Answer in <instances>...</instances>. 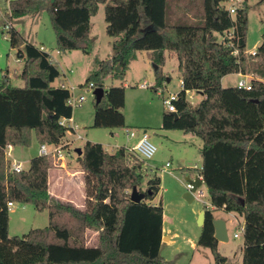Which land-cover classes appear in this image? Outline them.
Here are the masks:
<instances>
[{
    "label": "trees",
    "instance_id": "trees-1",
    "mask_svg": "<svg viewBox=\"0 0 264 264\" xmlns=\"http://www.w3.org/2000/svg\"><path fill=\"white\" fill-rule=\"evenodd\" d=\"M195 1H183L193 18L181 15L176 24L168 22L169 0H11L6 17L12 23L46 12L60 53L90 55L96 41L91 20L100 6L111 4L105 22L112 53L95 59L96 71L80 86L106 91L99 104L94 101V129L126 128V89H106L108 78L123 82L138 53L148 52L159 68L153 87L158 91L168 80L160 73L166 53L175 57L182 86L174 103L178 118L164 113L162 130L191 134L203 143L199 175L211 208H204L197 247L209 249L215 264H226L214 237V212L234 213L244 219L243 264H264V43L255 56L247 54V0L234 16L224 7L228 0H203L201 11L194 10ZM8 32L24 61L18 75L24 85L16 87L7 77L0 82V264H174L160 256L164 209L148 203L159 194L161 178H149L145 201L132 203L129 191L137 187L141 193L143 163L129 166L133 154L125 147L109 153L101 144L85 143L77 158L84 174V210L52 198L47 157L32 158L21 173L11 171L9 146L30 147L34 137L40 146L61 144L66 128L60 122L71 119L74 110L69 90L54 86L62 75L50 54L13 26ZM251 73L258 77L251 90L222 86L227 76ZM188 92L204 99L193 105ZM9 203L49 211V226L10 237ZM87 231L98 234L95 246L87 245Z\"/></svg>",
    "mask_w": 264,
    "mask_h": 264
},
{
    "label": "rangeland",
    "instance_id": "rangeland-1",
    "mask_svg": "<svg viewBox=\"0 0 264 264\" xmlns=\"http://www.w3.org/2000/svg\"><path fill=\"white\" fill-rule=\"evenodd\" d=\"M183 1L169 0V24H176L178 17L184 14L190 19L193 18V12L188 9L186 2ZM202 3L203 0H196L194 10L201 11ZM247 3L250 7L247 52L252 54L264 43V0H247ZM110 5L108 3L106 6H100L97 16L92 18V37L96 41L91 48L90 55L82 52H70L65 57V55L58 54L56 36L48 13H42L35 22H33L31 16H28L11 23L6 17L8 4H6L5 0H0V82L4 80L6 75H9L10 79H7L14 86L23 87L24 85L18 79V75L23 69L24 61L19 59L17 49L12 48L10 34L5 28L6 25L10 27L12 25L15 26L26 41L34 45L37 44V46L44 44L53 58H56L55 60L60 65L61 75L64 73L67 76L66 80L64 75H62L60 80H57L56 85L64 82L69 89L75 88V98L81 95L86 97V102L83 106L74 109L73 112L75 123L79 124L84 129V133L87 134L86 142L101 144L105 149H108L109 153H114L116 149L112 147L123 145L126 142L125 129L92 128L95 98L87 88L80 87V85L85 84L89 75L96 71L95 59L106 60L112 53V39L106 33L107 24L105 22V7ZM224 7L229 8L230 6L225 4ZM31 24L33 25L31 26ZM217 36L219 40L222 39L219 35ZM166 58V65L160 71L163 76L170 79L169 83L166 80L167 88L159 91L163 92L164 98H168L169 93L178 94L181 91L178 62L169 53H167ZM153 65L155 64L147 58L146 53H138L137 59L130 64L125 80L120 82L108 78L105 81V88L125 87L126 103L122 113L126 119V127L132 129L138 127V129L147 130L150 140L158 150L152 162L147 166L143 164L141 193H144L146 189V181L153 176L150 166L157 167L158 176L161 178V191L153 201L148 203L152 206L162 205L166 217L165 229L170 231V234L166 237L173 236L171 241L169 238L165 242L163 241L160 256L165 261L174 264H215L213 254L209 249L197 247V241L201 234V228L198 226L201 213L198 216L197 213L199 210H204L205 206L210 203L209 192L207 187L202 185L200 191L205 196L191 203L187 202L183 197L187 192L185 188L187 175L180 171L182 165L186 168L189 167L190 171L195 165L201 166L200 148L202 147V141L193 135H185L181 131H169L171 133H166L167 131L162 130V117L168 111L163 103V97L159 96L157 91L153 89L155 84H157V72H155ZM244 77L249 82L252 79H258L252 73L244 75ZM238 81L239 78L235 75H230L223 80V85L224 87H229L235 85ZM145 84L149 85V89H140V86ZM190 97H193V100ZM187 98L193 105H196L204 99V96L191 92L187 95ZM111 132H114V135ZM86 142H74L69 147L68 152H66L67 159H70L69 155L73 158H78L76 150L83 148ZM134 144V142L130 143L132 147ZM39 148L40 144L34 137L30 147H17L13 151L11 161L21 163L23 168L27 169L30 159L36 157ZM167 162L172 165L171 171L163 169ZM52 163L50 160V170H56L57 165L52 166L54 164ZM141 163L142 161L134 154L128 158L129 166ZM60 174V170L52 173L51 188L66 197L65 192L67 190L63 193L60 188L56 187L55 179ZM72 181L69 184L75 186ZM72 191V189L68 190L69 193H72ZM131 193L132 190L129 191L130 196ZM76 197L79 198V196ZM216 217L226 220L229 235V241L218 246L219 254L227 258L226 264H243L244 236L240 226L244 225V221L242 219L237 220L226 212H219ZM49 223V211L40 212L33 206L15 204L14 209L10 211L9 235L10 237H22L32 230L48 227ZM235 234H238L239 237L235 238ZM97 235L95 232L87 231L86 238L88 240L86 243L90 246H95L98 241Z\"/></svg>",
    "mask_w": 264,
    "mask_h": 264
},
{
    "label": "built area",
    "instance_id": "built-area-1",
    "mask_svg": "<svg viewBox=\"0 0 264 264\" xmlns=\"http://www.w3.org/2000/svg\"><path fill=\"white\" fill-rule=\"evenodd\" d=\"M243 2H244V0H228L227 4L230 7L227 9L230 12L231 16H234L236 14V11L239 8V5L242 4ZM11 27H12V25H11ZM11 27L9 25L5 26L7 31H9L11 29ZM229 36H232V32L229 34ZM40 49L42 51H45L44 48H40ZM255 54H256V51L254 53H252L251 55L255 56ZM244 78L245 77L243 75H241V80L238 81L237 87L242 88V89L251 90V83ZM59 87H62V88L69 90L70 98H69L68 104L73 108V110L77 109V108H81L83 106V104L86 102L85 96L81 95V96H78L75 98V95H74L75 88L72 87L69 89V87L66 84H62ZM148 87H149L148 84L140 86V88L143 90L149 89ZM165 87H166V84H165ZM165 87H164V89H165ZM87 90H89L93 95L95 88L93 87V85H91L90 87L87 88ZM159 91H161V89H158L157 93L159 96L163 97V103L166 106L168 113H171V114L176 113V107H175L174 103L178 100V94L177 93H169V97L164 98L163 92L161 93ZM188 93H187V95H188ZM93 97H94V95H93ZM190 99L193 100V97H190ZM60 125L63 128H66V137L62 141V143L58 144V145H42L40 148V154L42 156L47 157L48 161H50V160L65 161L66 160V152H68L69 147L74 142L84 140V137L81 134V131L83 130V128H81V126L76 124L74 122L73 118L68 119V120H66V119L61 120ZM126 133L130 139L138 138V142L132 148H128V147H125V148L129 151V153H132L135 156H137L142 161L144 166H147L150 162H152L154 160L156 153L158 151L157 147L152 143L147 132H143L141 134V136H138L137 132H135V131L126 130ZM12 151H13V149L11 146H9L5 151L6 158L9 160H11L13 158ZM170 166H171V164L168 163L165 168H169ZM23 170H24V168H23V165L21 163H18L16 161L11 163V171L12 172L21 173ZM197 178L200 181H202V184H203V182H204L203 177L199 176ZM185 188H186L187 192H190L193 189V186L190 185L189 183H187ZM193 196H194V200H196V199L203 198L205 195L203 192L200 191V188H198V190L195 193H193ZM14 207H15L14 203H9L8 204L9 212L12 211L14 209ZM208 207L211 208V205ZM234 237L238 238L239 235L235 234Z\"/></svg>",
    "mask_w": 264,
    "mask_h": 264
},
{
    "label": "crops",
    "instance_id": "crops-1",
    "mask_svg": "<svg viewBox=\"0 0 264 264\" xmlns=\"http://www.w3.org/2000/svg\"><path fill=\"white\" fill-rule=\"evenodd\" d=\"M9 1H11V0H5V2H6V4H8L9 3ZM40 16H38V17H36V18H33V22H35L36 21V19H38ZM32 22V23H33ZM91 23H92V20H91ZM33 24H31V26H32ZM14 27V29L17 31V32H19L16 28H15V26H13ZM20 33V32H19ZM36 46H37V44H35ZM38 47H40V48H44V50L46 51V52H48V50L46 49V47H45V45L44 44H41L40 46H38ZM57 51H58V49H57ZM49 53V52H48ZM139 53H141V52H139ZM143 53H146V55H147V58L149 59V53L148 52H143ZM248 53V52H247ZM50 54V53H49ZM58 54L59 55H65V57H67V54L68 53H66V54H62V53H60L59 51H58ZM248 54H250V53H248ZM50 56H51V60L53 61V63L54 64H56L58 67L60 66L59 65V63H58V61H56L54 58H53V56L50 54ZM166 56H167V53H166ZM110 57V56H109ZM171 57H173V56H171ZM151 61V60H150ZM62 75H64V77H65V79L67 78V76L63 73ZM237 78H239V80H241V74H234ZM5 77H7V78H9V75L7 76H5ZM226 78V77H225ZM224 78V79H225ZM10 79V78H9ZM223 79V80H224ZM60 80V79H59ZM67 80V79H66ZM223 80H222V86L224 87V85H223ZM11 82V81H10ZM57 82V81H56ZM167 82L169 83L170 82V79H168L167 80ZM62 84H65L64 82H60L58 85H56V83L54 84V86L55 87H59L60 85H62ZM81 86V85H80ZM232 86H237V83L235 84V85H232ZM228 87V86H227ZM166 88V87H165ZM141 89V88H140ZM191 92H189L188 93V95L190 94ZM193 93V92H192ZM73 118V120H74V122H76L75 121V118H74V116L72 117ZM79 125V124H78ZM126 125H127V123H126ZM129 127H126V128H124L125 129V143L123 144V145H120V146H114V147H112L113 149H116L117 150V148H120V147H128V148H132V146L130 145V143L131 142H134L135 144H134V146L137 144V142H138V138H134V139H130L129 137H128V135H127V133H126V130H130V131H135V132H137V135L138 136H141V134L143 133V132H147L148 133V131L147 130H144V129H138V127H134L133 129L132 128H129ZM163 131H166V130H163ZM84 133V129L81 131V134H82V136L84 137V140L83 141H85L86 142V138H87V134H83ZM112 133V135H114V132H111ZM166 133H171V132H169V131H167ZM185 135H191V134H185ZM164 137V136H163ZM165 138V137H164ZM168 138V137H167ZM202 146H203V143H202ZM40 148H41V146H40ZM40 148H39V151H38V153L36 154V156H39V155H41L40 154ZM12 149H13V151L16 149V148H14V147H12ZM200 149H202V147L200 148ZM78 150V149H77ZM76 150V151H77ZM81 150H82V148H81ZM106 150H108V149H106ZM13 151H12V153H13ZM201 151V150H200ZM77 153V152H76ZM78 155V154H77ZM200 155H201V153H200ZM69 160L67 159V156H66V160L65 161H54V160H51L53 163V165L52 166H54L55 164L57 165L56 166V170H54V169H51L50 170V194H51V196H52V198H54L55 200H57V201H60V202H66V203H69V204H72L74 207H76L77 209H80V210H84L85 209V204H86V193H85V185H84V174H83V172L80 170V167H79V165H78V163L76 162L77 161V158H73L71 155L69 156ZM30 161H31V159H30ZM75 163V164H74ZM168 163H170V162H167L166 164H165V166H163V169L164 170H167V171H171L170 170V168H172V165L169 167V168H165L166 167V165L168 164ZM182 163H184L183 161H182ZM201 166L200 167H198L197 165H195L194 166V168H192L191 169V171H190V168L189 167H185L184 165H182L181 166V168H180V171L181 172H183L185 175H187L186 176V184H187V179L188 178H191L192 180H195L197 177H199L200 175H199V170L201 169V167H202V157H201ZM171 164V163H170ZM153 167V166H152ZM151 166H150V168H151V174L152 175H154V174H156V175H158V172H157V170H158V168L157 167H153L152 168ZM58 170H60V176H57V179H55V183L57 184V186L56 187H58V188H60L61 189V191H63V193H64V191L65 190H67V192H65L66 193V197L63 195V194H61L60 195V193H58L57 191L55 192V191H53V188H51L52 186V182H51V177H52V173L53 172H55V171H58ZM190 171V172H189ZM53 179V178H52ZM73 180V181H72ZM70 181H72V182H74L75 183V186L73 185V186H71L70 184H69V182ZM202 185H205V183L203 182V184ZM206 186V185H205ZM78 187V188H77ZM185 187H186V185H185ZM70 189H72L73 191H72V193L70 192H68V190H70ZM161 191V190H160ZM76 193V194H75ZM76 196H79V198H77ZM211 204L209 203L208 204V206H210ZM202 212H204V210H199L198 211V213H197V216L200 214V213H202ZM219 212H223V211H217V212H214V217H215V219H221V220H224L223 218H218V217H216V215H217V213H219ZM228 214V213H227ZM231 216H234L235 217V219H242L243 221H244V219H243V217H241V216H238V215H236V214H234V213H229ZM228 214V215H229ZM165 220H166V217H165V214H164V224H163V237L165 236H167V235H169L170 233V231H167L166 229H165ZM225 222H226V220H224ZM226 226H227V229H228V223L226 222ZM241 227V230H242V232H243V234H244V225L243 226H240ZM169 239H170V241L172 240V238H173V236H169L168 237ZM88 240V239H87ZM97 244V243H96ZM220 244H222L221 242H219V245ZM88 245V244H87ZM194 245V244H193ZM218 245V246H219ZM88 246H90V245H88Z\"/></svg>",
    "mask_w": 264,
    "mask_h": 264
},
{
    "label": "water",
    "instance_id": "water-1",
    "mask_svg": "<svg viewBox=\"0 0 264 264\" xmlns=\"http://www.w3.org/2000/svg\"><path fill=\"white\" fill-rule=\"evenodd\" d=\"M151 28H152V26L149 27V29H151ZM153 68H154L155 72L159 71V68L156 65H153ZM93 95H94L96 104H99L103 100V98L105 97L106 91L103 88H97V89H95ZM200 95L203 96V94H200ZM172 116L175 118H178V115L176 113H172ZM76 152H77L78 156L82 155L81 149H78ZM187 183L192 185L193 189L190 192H186L183 197L187 202L191 203L194 201L193 193H195L198 190V188H200L202 186V181H200L198 178H196L195 180L188 178ZM145 199H146V194L140 193L138 191L137 187H134L132 190L131 196H130L131 202L135 203V204H140L143 201H145ZM205 221H206L205 212H202L199 216L198 226L200 228L204 227ZM213 225H214V229H215V235H214L215 239L221 243L228 242L229 241V235H228V229L226 226V222L224 220H221V219H215L213 221ZM167 238L168 237H164L163 241L165 242L167 240Z\"/></svg>",
    "mask_w": 264,
    "mask_h": 264
}]
</instances>
